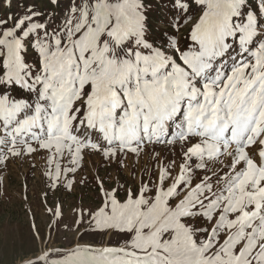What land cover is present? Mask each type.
Instances as JSON below:
<instances>
[{"label": "snow or ice", "instance_id": "snow-or-ice-1", "mask_svg": "<svg viewBox=\"0 0 264 264\" xmlns=\"http://www.w3.org/2000/svg\"><path fill=\"white\" fill-rule=\"evenodd\" d=\"M16 6L0 0V172L39 157L48 190L82 193L71 219L62 201L46 209L50 229L125 238L19 264H264V0ZM149 146L153 165L137 167Z\"/></svg>", "mask_w": 264, "mask_h": 264}, {"label": "rangeland", "instance_id": "rangeland-1", "mask_svg": "<svg viewBox=\"0 0 264 264\" xmlns=\"http://www.w3.org/2000/svg\"><path fill=\"white\" fill-rule=\"evenodd\" d=\"M26 0H13V13L19 14L20 9L17 3H24ZM163 0H157L162 3ZM254 2V0H253ZM4 15V11L0 10V16ZM167 15L166 9L155 8L153 12L154 23L159 26L160 22ZM186 33H180L181 43H184ZM79 106V105H77ZM155 152L160 153L161 157L167 163L170 159H177L179 162L180 150L177 147L174 151L171 147L164 145L156 146ZM152 146H149L148 152L141 155L137 167L144 165L151 167L154 163L152 156ZM132 163L133 161H128ZM96 158L91 163L85 162V171L82 174L89 183V188L94 190L95 173L94 167ZM43 161L37 157L36 166L30 167L26 161L19 159L10 161L2 172H0V264H19L20 258L30 255L31 251H38L41 247L51 245L54 248L68 249L74 248L77 244L92 243L96 246L109 245L120 246L124 243L122 235L105 234L103 237L96 234H86L84 228L77 230L74 225L69 231L63 227L62 223L53 224L49 228V223L53 217L46 211L49 207H54L56 202L62 201L64 206V214L66 218L71 219V205H79L82 193L77 188L72 193L54 194L46 188V183L41 175L43 169ZM100 175L115 176L116 165H112L106 175L104 165H100ZM122 175L128 178V171H123ZM147 179V176H145ZM139 182V173L137 183ZM87 191V190H86ZM45 192H47V201H45ZM26 197V198H25ZM89 203L88 196L84 195V204ZM35 223L43 242L35 239V233L32 230V224Z\"/></svg>", "mask_w": 264, "mask_h": 264}]
</instances>
